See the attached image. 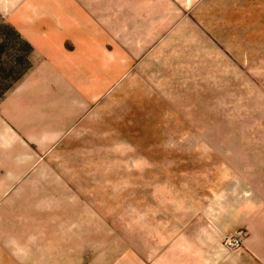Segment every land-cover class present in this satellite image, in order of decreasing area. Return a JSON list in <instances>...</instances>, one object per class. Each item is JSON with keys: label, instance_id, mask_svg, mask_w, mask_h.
Segmentation results:
<instances>
[{"label": "rangeland", "instance_id": "1", "mask_svg": "<svg viewBox=\"0 0 264 264\" xmlns=\"http://www.w3.org/2000/svg\"><path fill=\"white\" fill-rule=\"evenodd\" d=\"M86 8L88 57L69 67L82 113L39 151L38 180L0 220V264H160L176 252L185 218L208 206L231 222L247 217L258 235L264 0H87ZM18 9L0 6L8 46L0 67L18 55L19 70L31 67L0 101L37 61L35 43L9 21ZM6 25L32 52L4 40ZM78 43L56 40L55 54ZM1 79L0 87L12 78Z\"/></svg>", "mask_w": 264, "mask_h": 264}, {"label": "crops", "instance_id": "2", "mask_svg": "<svg viewBox=\"0 0 264 264\" xmlns=\"http://www.w3.org/2000/svg\"><path fill=\"white\" fill-rule=\"evenodd\" d=\"M3 5L19 8L9 21L16 22L22 36L35 43L37 61L0 101V220L8 211L15 213V200L38 180L39 151L48 150L77 123L82 109L75 102L78 83L71 79L69 67L86 61L91 38L86 24L87 0H0ZM67 36L78 38L79 43L62 58L55 54L56 40L64 41ZM41 45L47 49L40 50ZM66 101L74 105H65ZM65 106L70 115L67 118L62 111ZM202 210L185 218L183 227L176 231V252L161 255L160 264H264L261 226L256 227L260 231L256 235L247 217L231 222L230 212L224 219L211 213L210 206ZM235 234H239L242 246H226L224 238Z\"/></svg>", "mask_w": 264, "mask_h": 264}, {"label": "trees", "instance_id": "3", "mask_svg": "<svg viewBox=\"0 0 264 264\" xmlns=\"http://www.w3.org/2000/svg\"><path fill=\"white\" fill-rule=\"evenodd\" d=\"M7 26V30L9 32H11V36L10 34H7V33H4L2 35V37H6L4 40H8V39H16L18 40L19 43L23 44V46L29 48L32 52V49H31V45L30 43H28L26 40H24L20 34L16 31V29L13 27V26H9V25H6ZM0 47L2 49H5V48H8L7 44H5L4 46L0 45ZM5 47V48H4ZM24 62V57H22L21 55H18L16 56L15 58L12 59L11 61V65L10 67L7 69V67H0V83H1V77L4 78V77H10L12 78L11 81L3 86L0 87V98L4 95V93L10 89L24 74L25 72L31 67V61L28 62L27 66L24 68V70H19L17 68V66L21 65L22 63Z\"/></svg>", "mask_w": 264, "mask_h": 264}, {"label": "built area", "instance_id": "4", "mask_svg": "<svg viewBox=\"0 0 264 264\" xmlns=\"http://www.w3.org/2000/svg\"><path fill=\"white\" fill-rule=\"evenodd\" d=\"M224 244L228 247H238L242 244L239 234L228 235L224 238Z\"/></svg>", "mask_w": 264, "mask_h": 264}]
</instances>
